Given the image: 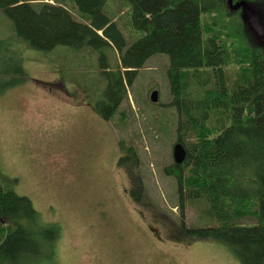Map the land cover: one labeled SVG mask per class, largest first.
<instances>
[{
	"label": "rangeland",
	"instance_id": "1",
	"mask_svg": "<svg viewBox=\"0 0 264 264\" xmlns=\"http://www.w3.org/2000/svg\"><path fill=\"white\" fill-rule=\"evenodd\" d=\"M61 1L88 23L71 0ZM103 11L126 46L143 34L131 27L124 0H107ZM230 15L226 20L236 17ZM15 52L19 70L7 71ZM118 61L114 47L31 48L0 8V183L27 198L42 222L59 225L53 264H241L217 239H174L180 220L187 228L214 222L203 219L201 200L180 208L176 180L164 172L177 141L176 112L165 106L168 56L146 59L111 120L91 109L105 84L100 64L115 69Z\"/></svg>",
	"mask_w": 264,
	"mask_h": 264
},
{
	"label": "trees",
	"instance_id": "2",
	"mask_svg": "<svg viewBox=\"0 0 264 264\" xmlns=\"http://www.w3.org/2000/svg\"><path fill=\"white\" fill-rule=\"evenodd\" d=\"M71 1L87 24L76 21L61 0H0V8L12 20L16 37L31 48H115L119 64L115 69L100 64L104 88L89 102L105 121L127 99V88L146 59L166 54L170 100L165 106L176 112L175 131L186 157L164 172L176 180L179 207L184 200H201V218L214 222L187 228L180 220L181 235L174 239L214 238L241 264H263L264 44L241 11H229L225 0H124L131 27L143 33L126 46L103 11L107 0ZM243 1L264 10V0ZM231 13L236 17L226 20ZM14 60L7 71L19 70V52ZM251 218L254 223H238ZM59 237L57 223L42 222L27 198L0 183V264H53Z\"/></svg>",
	"mask_w": 264,
	"mask_h": 264
},
{
	"label": "water",
	"instance_id": "3",
	"mask_svg": "<svg viewBox=\"0 0 264 264\" xmlns=\"http://www.w3.org/2000/svg\"><path fill=\"white\" fill-rule=\"evenodd\" d=\"M226 7L229 11H241L243 22L254 32L258 42L264 44V17L258 11L254 10L246 1L225 0ZM152 103L157 102V91L152 90L149 94ZM172 157L174 164H182L186 157V151L179 142L175 143L172 148Z\"/></svg>",
	"mask_w": 264,
	"mask_h": 264
},
{
	"label": "bare ground",
	"instance_id": "4",
	"mask_svg": "<svg viewBox=\"0 0 264 264\" xmlns=\"http://www.w3.org/2000/svg\"><path fill=\"white\" fill-rule=\"evenodd\" d=\"M54 3V2H53ZM52 3V4H53ZM61 6H62V4H61ZM65 8V7H64ZM69 11V10H68ZM70 12V11H69ZM75 12H76V14H78V15H80V13H79V11L77 10V7H75ZM70 14H71V12H70ZM72 15V14H71ZM125 41H128V39H125ZM112 45V44H111ZM138 72V71H137ZM127 90H128V88H127ZM177 142H179L178 140L175 142V143H177ZM174 143V144H175ZM179 143H181V142H179ZM173 144V145H174ZM182 144V143H181ZM183 145V144H182ZM184 147V146H183ZM172 148H173V146H172ZM184 149H185V147H184ZM186 151V150H185ZM172 159H173V157H172ZM174 163V162H173Z\"/></svg>",
	"mask_w": 264,
	"mask_h": 264
},
{
	"label": "flooded vegetation",
	"instance_id": "5",
	"mask_svg": "<svg viewBox=\"0 0 264 264\" xmlns=\"http://www.w3.org/2000/svg\"><path fill=\"white\" fill-rule=\"evenodd\" d=\"M147 228L150 229V230H153V231H154L153 233L156 234L154 228H152L151 226H147ZM155 237H157V238H161V237H159L157 234L155 235Z\"/></svg>",
	"mask_w": 264,
	"mask_h": 264
}]
</instances>
